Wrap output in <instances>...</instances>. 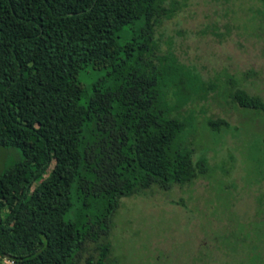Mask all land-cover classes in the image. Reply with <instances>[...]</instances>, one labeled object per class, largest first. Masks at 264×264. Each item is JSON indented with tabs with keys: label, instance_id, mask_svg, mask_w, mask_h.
Listing matches in <instances>:
<instances>
[{
	"label": "trees",
	"instance_id": "1",
	"mask_svg": "<svg viewBox=\"0 0 264 264\" xmlns=\"http://www.w3.org/2000/svg\"><path fill=\"white\" fill-rule=\"evenodd\" d=\"M174 4L0 0V255L77 264L93 243L84 264H106L121 198L206 174L205 159L179 139L190 121L176 111L199 78L157 53L155 28ZM87 66L106 74L84 97L77 77ZM231 86L232 102L264 115L260 97Z\"/></svg>",
	"mask_w": 264,
	"mask_h": 264
},
{
	"label": "rangeland",
	"instance_id": "2",
	"mask_svg": "<svg viewBox=\"0 0 264 264\" xmlns=\"http://www.w3.org/2000/svg\"><path fill=\"white\" fill-rule=\"evenodd\" d=\"M174 5L155 28L157 53L173 56L199 78L194 88L186 86L189 96L176 111L190 121L179 139L193 148V160L205 159L206 174L121 198L106 264H264V115L228 96L234 81L264 101L262 7L257 0ZM105 74L92 66L78 74L84 97ZM168 101L177 103L171 94ZM217 118L228 124L214 131L207 121ZM96 253L86 243L77 264Z\"/></svg>",
	"mask_w": 264,
	"mask_h": 264
},
{
	"label": "water",
	"instance_id": "3",
	"mask_svg": "<svg viewBox=\"0 0 264 264\" xmlns=\"http://www.w3.org/2000/svg\"><path fill=\"white\" fill-rule=\"evenodd\" d=\"M7 157V149L0 143V173L2 172Z\"/></svg>",
	"mask_w": 264,
	"mask_h": 264
},
{
	"label": "built area",
	"instance_id": "4",
	"mask_svg": "<svg viewBox=\"0 0 264 264\" xmlns=\"http://www.w3.org/2000/svg\"><path fill=\"white\" fill-rule=\"evenodd\" d=\"M0 264H17L14 259L6 255H0Z\"/></svg>",
	"mask_w": 264,
	"mask_h": 264
},
{
	"label": "flooded vegetation",
	"instance_id": "5",
	"mask_svg": "<svg viewBox=\"0 0 264 264\" xmlns=\"http://www.w3.org/2000/svg\"><path fill=\"white\" fill-rule=\"evenodd\" d=\"M210 252H212V249H210ZM210 257H211V254H210ZM210 261H211V259H210ZM206 264H208V263H206ZM209 264H211V262H209ZM213 264H215V263H213Z\"/></svg>",
	"mask_w": 264,
	"mask_h": 264
}]
</instances>
